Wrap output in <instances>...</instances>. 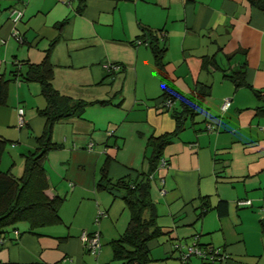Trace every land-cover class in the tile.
Masks as SVG:
<instances>
[{
  "label": "crops",
  "instance_id": "crops-1",
  "mask_svg": "<svg viewBox=\"0 0 264 264\" xmlns=\"http://www.w3.org/2000/svg\"><path fill=\"white\" fill-rule=\"evenodd\" d=\"M12 10L19 20L10 19ZM149 32L164 45L165 71L183 97L197 82L208 86L192 119L174 134L175 119L158 103ZM47 51L52 87L91 103L53 123L50 141L57 146L43 156L44 192L61 199L59 222L34 231L20 223L17 235L8 228L0 264H108L128 210L119 191L97 186L103 169L110 180L138 174L147 183L141 216L152 213L159 227L146 242L150 264H180L173 255L191 245L216 248L225 256L221 264H264L263 11L247 0H0V77L9 79L0 136L11 143L0 167L15 176L24 153L38 146L46 102L40 83L11 80V72L16 62L24 72ZM240 68L243 85L222 77ZM167 133L151 166L152 138ZM92 231L99 234L96 255L79 238ZM191 257L205 264L197 255L186 263L193 264Z\"/></svg>",
  "mask_w": 264,
  "mask_h": 264
},
{
  "label": "trees",
  "instance_id": "trees-1",
  "mask_svg": "<svg viewBox=\"0 0 264 264\" xmlns=\"http://www.w3.org/2000/svg\"><path fill=\"white\" fill-rule=\"evenodd\" d=\"M247 1L251 6L264 12V0ZM148 37L152 61L160 80L161 92L158 103L165 112H168L175 119V128L171 132L174 134L187 119H192L203 98L207 95L208 86L197 82L193 94L189 97H183L170 82L165 71V62L162 56L165 49L164 45H160L155 35L150 32ZM14 65L11 80L40 83V91L46 104L39 111L44 118V125L41 135L36 138L38 146L24 153L20 175H13L9 168L5 171L0 170V244L3 240V234L8 228L11 229L13 234H18L15 227L20 223L25 224L27 231H34L38 227L59 222L57 207L61 199L55 195L48 197L44 192L47 188V181L42 165L43 156L47 150L57 146L50 141L53 123L73 112L80 111L85 105L91 103L60 95L52 87L50 83L52 66L48 61V51L45 52L39 63H28L22 73L18 71L19 64L16 62ZM242 68L231 71L230 74H223L222 77L229 79L234 87L243 85L244 70ZM8 81L9 79L0 77V105L5 104ZM167 100L169 101L168 105L165 104ZM97 102L105 103L106 100ZM18 108L22 109V107ZM171 133L152 138L153 144H157H155V154L150 159L151 166L154 165L159 156L158 149L160 145L169 139ZM157 140L158 142H155ZM6 143L7 140L0 136V158ZM101 172L97 186L108 191H119L120 197L124 200L128 210V220L124 231L110 242L111 261L108 264L113 261H119V264H150L151 258L146 242L159 233V227L155 224L152 213L147 218L141 216L143 208L147 206V183L142 181L138 174L135 178L125 175L110 180L104 175L105 169ZM220 202L222 201H219L218 205L222 207L223 203L220 205ZM202 210L205 211L206 209L202 208ZM202 213L200 212V214ZM261 228L264 232V221L261 222ZM201 260L203 259L201 258ZM221 261L219 264H221ZM207 264L212 263L208 262Z\"/></svg>",
  "mask_w": 264,
  "mask_h": 264
},
{
  "label": "built area",
  "instance_id": "built-area-1",
  "mask_svg": "<svg viewBox=\"0 0 264 264\" xmlns=\"http://www.w3.org/2000/svg\"><path fill=\"white\" fill-rule=\"evenodd\" d=\"M62 1V0H60ZM10 19L12 21H17L20 18V13L17 11L12 10L10 13ZM13 37L15 38V40L20 41L19 36L15 35V33H13ZM107 68H115L116 66L114 65H108L106 66ZM229 100L227 98H224L219 106L220 110L223 111L227 105H228ZM165 104H169V101H165ZM17 114V124L18 126L21 125L22 122V109L18 108L16 111ZM211 126L206 125V129H210ZM160 166H165V161L161 158L158 161ZM164 192V190L162 188H160V193L162 194ZM248 204L249 201L248 200H241L238 201V204ZM102 214L101 211L97 212V216L95 218V220L98 219V217H100V215ZM80 241L82 242L83 246L85 249H87L91 254L96 255L99 251V247H100V243H99V234L97 231H92L90 233H86V232H82L80 234ZM191 255H197L201 258H205L207 259L209 262H211L212 264H219L221 260H223L224 258V254L220 253L219 250H217L216 248H212L211 246H207L205 247L204 250L199 249L198 247L191 245L186 247V250L180 253L179 257H180V261L181 264H187L186 263V259L187 257L191 256ZM98 264V263H95Z\"/></svg>",
  "mask_w": 264,
  "mask_h": 264
},
{
  "label": "rangeland",
  "instance_id": "rangeland-1",
  "mask_svg": "<svg viewBox=\"0 0 264 264\" xmlns=\"http://www.w3.org/2000/svg\"><path fill=\"white\" fill-rule=\"evenodd\" d=\"M11 143L10 142H7L6 144H5V150H8V145H10ZM3 166H4V163H2V166L0 167V170H2V171H5V168H3ZM124 204V203H123ZM107 246V245H106ZM151 257H155V255H157L158 253L153 249L151 252ZM173 257H178L179 259H176L177 261H179L180 262V257H179V255L177 256V254L176 255H173ZM193 260H192V263L193 264H195V261L196 260H200V258H196V257H191ZM154 259V258H153ZM195 259V260H194ZM109 260L111 261V257H110V255H109ZM109 260H107V262L109 261ZM109 261V262H110ZM203 261H204V263L206 264V263H208L209 261L207 260V259H203ZM199 262V261H198ZM119 264V261H113V262H111V264ZM180 264H181V262H180ZM188 264V263H187Z\"/></svg>",
  "mask_w": 264,
  "mask_h": 264
}]
</instances>
